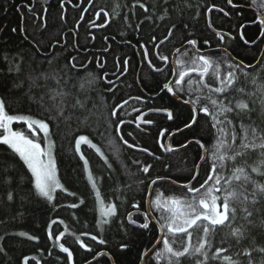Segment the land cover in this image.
<instances>
[{
  "label": "trees",
  "instance_id": "16d2710c",
  "mask_svg": "<svg viewBox=\"0 0 264 264\" xmlns=\"http://www.w3.org/2000/svg\"><path fill=\"white\" fill-rule=\"evenodd\" d=\"M24 2L26 0H0V69H2L0 71V97L5 99L6 109L10 114H28L35 118H44L43 110L39 105L29 102L24 97V93L28 90L27 81L20 89L13 87V81L24 80V76L30 68H35L37 71L46 68V62L41 64L45 56L51 58L55 55L59 58L61 64L70 60L72 56H76L81 63L87 65V69L80 68L73 73V79L67 86L73 93V96L67 99L64 112V116L68 119L62 118L58 122L50 124L55 132L52 138L55 140L56 145L54 155L57 177L65 188L70 192H75L76 196H69L67 193L58 190L56 199L49 203L43 198L33 195L31 193L32 184L29 183L31 173L28 172L26 166L23 165L16 154L12 153L6 145L0 144V168L3 167L5 162L15 165L14 169L10 168L8 171V175L13 177L11 187L15 190V199L7 201L6 189L0 186V236H5V239L0 241L5 248V252L0 253V264H23V257L25 256L29 257V264H67L66 254L60 252L57 242L47 238V226L54 219L57 221L56 224L52 225L54 235H58L60 231H63L65 225L68 226L69 232L65 234L60 242H64L65 246H68L73 252L72 264L89 262L93 259V254L80 247L75 237L70 233L74 232L79 235L80 232H89L91 235H96L99 230L95 227V222L101 218V209L112 202L118 205L117 218L115 223L106 226L105 232L101 234L108 243L99 245L92 241L90 236H82L81 239L94 250L108 251L114 264H140L139 255L145 247L151 246L150 242L155 243V237L159 235L158 227L152 221H150L149 229L128 227V233L132 237V244L128 249L117 247L119 243L128 237L125 236L122 230L118 231L116 227L121 220L127 225V213L136 211L132 207L133 204L139 203L142 209H146L145 202L148 189L144 185L150 183V179L148 174L140 173L138 167L143 166L145 163L153 164L151 178H155L157 175L170 176L172 181L184 184V179L177 178L188 176L193 169V161L197 163L200 161L198 157L202 155V150L197 144L193 143L186 150L174 153L163 152V149L158 147V132L163 128L174 131L175 124L166 121L164 116L159 113L149 114L148 118L153 119L155 123L148 127L137 129L134 123L121 125L123 134L130 143L134 140L140 147L149 148L150 152L155 153V156L142 153L139 148L129 149L119 140L120 134L115 133L114 126H108L111 107L118 102L122 103L123 100H128V104L124 105L122 109H117V111L125 121H131L137 115L136 112L132 111L133 107L145 111L153 106L175 105L183 116L188 114V106L176 102L169 94L159 92V87L165 82V76L171 78L170 73L156 74L142 59L139 45L147 42L152 35H155L157 40L147 45L152 52L149 59H152L157 67H165L164 63L155 57L153 44L164 39L167 35V29L171 27L172 23H187L189 24L188 33L195 34L190 38L199 37L200 43L198 46H201L202 50H206L208 53L223 55L220 50L217 51L216 49L219 46L224 48L230 44L227 51L234 60L244 59L245 65H254L257 61L252 60L251 57L253 55L259 57L260 52L257 50V46L244 48L241 44L231 42L230 38L227 37L222 43L206 27V6L215 3L219 7H224L226 11H230L231 7L226 4V0H191L193 5H200L201 15L198 18H194L197 11L195 7L185 8L182 17L177 16L174 5L183 6V0H168L167 7L172 13L171 17L163 21L158 20L156 15L150 11L148 15H152V20L146 21L139 29H136V25L144 19V16L140 14L142 10L139 9L138 5L135 9L136 15H133L132 11L129 10V6L135 0H117L122 5L121 15L109 17L108 26L102 28L93 26L92 22L104 23V19H98L94 13L99 11L101 7L111 13L114 0H72L71 3L65 0L63 9L60 8L58 0H31L34 11L27 12L26 9L23 10L25 20L21 21L16 5ZM141 2L151 9L153 0H141ZM234 2H237V0H234ZM261 2L262 0H257V4ZM160 3L163 5V0H160ZM238 3L240 9L238 13H232L230 17L232 23L235 24L237 14L243 16V22L251 21L256 14L246 8L257 11L252 7V0H238ZM44 8H47L46 13L43 12ZM210 14V18L215 24L220 25L222 14L215 9ZM80 15H84L85 20L79 21ZM125 15L128 16L127 21L123 18ZM61 16L64 19H61ZM45 19L46 28L43 27ZM227 20L228 18L225 19L222 30H227L229 26ZM77 21H79V25H77ZM19 27L25 28L26 31H19ZM12 28H18V31L13 33ZM248 31L251 34L256 29L253 26ZM185 35L182 27L174 29L173 36L169 37L157 51L162 55L169 56V61H171L175 49L182 46ZM104 37H108V39H104ZM203 39H209L210 43L202 45ZM259 47L263 48V44H259ZM105 48L108 49L107 52L104 51ZM16 53L24 54L25 57L21 62L23 73L19 75L15 72H7V62L3 60L5 54L15 57ZM16 59L19 60L18 57ZM125 59L129 60V70L121 76V69L117 68L116 64L119 60L122 65ZM97 60L106 62L103 69L97 66ZM89 61L92 62L89 64ZM254 68L256 73L264 74L261 67L255 66ZM247 71L251 72L252 69H247ZM103 72H107L108 78L115 84L112 93L106 91L108 87L107 80L101 79L91 85L87 82L97 75L102 76ZM89 73H91V76H89ZM117 76H119L118 80ZM192 78L198 80L197 75H193ZM208 82L214 83L210 79ZM50 86L55 87L54 82H51ZM236 87H244L248 92L255 90V86L243 78ZM36 95H40V92H37ZM76 96L81 99L87 98L84 109H73L70 106L74 103ZM135 96H141L142 100L129 99V97ZM231 96H237V93L232 92ZM149 97L153 99L149 100ZM45 103L51 105L53 102L49 100L48 96H45ZM85 117H87V120H85ZM260 119L259 104H257L252 120L259 122ZM111 120H115V118H111ZM106 127L107 131H105ZM203 127H207V124L201 116L200 124L194 131L198 135L204 136L202 143L208 148L215 143V140L212 136L201 132ZM13 128L14 130L24 131L26 134L29 133L27 126L22 122L14 123ZM100 132H104L103 137ZM128 132H132L133 136H127L126 133ZM37 135L42 136L40 133ZM79 135L88 136L94 144L101 148L109 158L108 162L112 164V168L109 169L94 149L87 144L81 145V152L89 161L90 170L97 179L102 203L97 202L96 195L87 179V173L83 169L80 154L74 150L75 139ZM186 137L192 138V134L185 131L183 134H177L176 139L170 141L176 147L177 141L184 143ZM42 146L44 147L43 143ZM208 155L210 157L211 153L209 152ZM156 156H159L160 160H156ZM259 158L260 153L258 151H249L242 159L238 158V164L243 165L246 162V173L250 175L251 179L264 184V176L251 172V167L258 165ZM132 160H139L141 162L140 166L132 164ZM231 164L232 162L229 161L225 170L226 175L229 174ZM261 171H264V166H261ZM200 172V180L203 182L206 178L204 169H200ZM132 173H135V175H131ZM20 176L25 177L23 183L19 182ZM101 177L105 179L101 180ZM108 177H111V179H108ZM3 178V173L0 172V181ZM141 180L144 181V185L139 183ZM125 184H131L132 186L131 188H125ZM251 190V186H249L248 191L251 192ZM225 194L223 190L217 193L221 196V199ZM157 195H160L162 200H167L171 196L178 198L190 197V194L184 188H178L166 182L154 186L150 200H155ZM118 196L120 197L119 200L117 199ZM21 197H24V199H21ZM80 199L84 200V204L80 205L79 208L67 207L71 203H79ZM231 206L237 209L236 219L226 222L225 226H217L215 234L212 236L214 247L223 246L228 248L229 251L224 254L229 256H233L239 250L264 247V200L257 197L256 202L253 203L251 197H249L248 201L233 203ZM244 208L252 212L250 217L243 211ZM152 214L156 221L160 217L168 215L166 210L156 209L154 206ZM60 220H63L64 224L59 223ZM237 228L240 229L241 234L233 235V230ZM20 231L37 236L39 239L30 240L27 237H20L17 235ZM181 238L180 235H177L176 240L179 241ZM183 238L186 239V237ZM221 240L227 242L221 245ZM252 256L255 260L260 259L258 252H252ZM31 257L36 259L33 260ZM98 259L103 260L105 258L99 257ZM106 259L108 264H111L110 260ZM91 264H96V262L93 261ZM182 264H194V262L190 258H186L182 261Z\"/></svg>",
  "mask_w": 264,
  "mask_h": 264
},
{
  "label": "snow or ice",
  "instance_id": "6c2138e0",
  "mask_svg": "<svg viewBox=\"0 0 264 264\" xmlns=\"http://www.w3.org/2000/svg\"><path fill=\"white\" fill-rule=\"evenodd\" d=\"M58 2L60 8L63 9L65 0H58ZM67 2L71 3L72 0H67ZM167 4L168 0H163V5H161L160 0H153L150 9L141 0H135L129 6V10L132 11L133 15H136L135 9L138 5L139 9L142 10L140 14L144 16L140 24L136 25V29H139L146 21L152 20V15H148L150 11L156 15L158 20L169 19L172 13L169 11ZM226 4L231 6L230 11H226L224 7H219L215 3L206 6L207 13L210 14L215 9L222 14L220 25H216L211 18H207L205 21L206 27L211 29L214 36L219 37L220 41H224L227 37L230 38L231 42L241 44L244 48L257 46L260 56L253 55L251 59L257 61L256 67H261L262 73H264V48L259 47V44H264V0L259 4H257V0H252V7L257 9V14L247 23L243 22L244 18L239 14L236 16L235 24L230 19L233 12H239L238 0L237 2L226 0ZM193 7L197 9L194 18H198L201 15L199 11L200 5H193L191 0H183V6L174 5V10L177 16L182 17L185 8ZM16 9L20 13L21 21L25 20L23 10L26 9L27 12L34 11L31 0H26V2L16 5ZM121 9L122 5L117 0H114L111 13L101 7L94 15L98 19L103 18L104 23L92 22L93 26L101 28L108 26L109 17L120 16ZM43 12L46 13L47 8H44ZM123 18L125 21L128 20L127 15ZM226 18H228L229 26L227 30H222ZM61 19H64V17L61 16ZM83 20H85L84 15H80L79 21ZM79 21H77V25H79ZM253 26L256 31L249 34L248 29ZM43 27L46 28V19ZM179 27L183 28L186 35L182 41V46L175 49L173 53L174 59L171 64L169 63V56L162 55L159 51L155 52V57L162 61L165 67H157L153 60L149 59L152 52L147 45L157 40L155 35H152L147 42L139 46L142 59L147 62L156 74L164 75L166 72L170 73L171 78L167 75L165 76V82L159 87V92L170 94L171 97L188 106L187 116H183L175 105L153 106L149 107L147 112L133 107L132 111L136 112L137 115L133 120L125 121L117 111V109H122L124 105L128 104V100H123L122 103L118 102L111 107L108 126H114L115 133L120 134L119 140L129 149L139 148L140 152L155 156V153L150 152L149 148L140 147L134 140L130 143L125 138L121 125L134 123L137 129H141L142 126L154 125L155 121L147 118L149 113L163 114L166 121L175 124L174 131L169 128H163L158 132L157 143L158 147L163 149V152L174 153L179 150H186L195 143L198 147L205 150V154L198 157L202 163L193 161V169L187 177L177 178L185 180L181 187L190 194V197L178 198L171 196L167 200H162L161 196L157 195L155 200H149L148 209H142L139 203L133 204L132 207L136 210L135 218L133 212H128L126 216L127 225L123 220L116 225L118 231L122 230L125 236L128 237L119 243L117 247L119 249H128L131 246L132 237L128 233V227L135 225L139 229H149L150 217L154 206L156 209L166 210L168 215L157 219L156 222L159 224L161 235L155 237V243L150 242L151 246L145 247L139 255V259L143 260L144 264H182V261L186 258H190L194 264H264V247L239 250L233 256H229L224 254L229 251L228 248L223 246L214 247L212 242V236L215 234L217 226H225L226 222L236 219L237 209L231 206L233 203L248 201L249 197H251L253 203L256 202L257 197L264 200V184L251 179L250 175L246 173V162L243 165L238 164V158L242 159L249 151H258L260 153L259 163L257 166L251 167V172L264 176V171H261V166H264V74L256 73L252 64L245 65L244 59L234 60L227 51V47L230 44L222 49L223 55L219 53L211 54L206 50H202V47L198 46L200 38H190L195 34L188 33L189 24L187 23H172L171 27L167 29V35L164 39L160 40L159 43H154L153 48L158 49L163 45L169 37L173 36L174 29ZM11 31L15 33L18 28H12ZM19 31H26V29L19 27ZM104 39H108V37H104ZM209 43V39H203L202 41V45H208ZM185 44L187 45L186 48L184 47ZM104 51L107 52L108 49L105 48ZM24 58V54L21 53H16L15 57L5 54L3 60L7 62V72H15L17 75L23 73L21 62ZM32 60L35 62L34 58ZM44 62L47 64L46 68H41L40 71L30 68L25 74L24 80L13 81V87L16 89L22 88L24 82L27 81L28 90L24 93V97L29 102L39 105L43 110L44 118H35L28 114H10L6 109L5 99L0 97V144L6 145L12 153L16 154L19 160L23 162V165L26 166L28 172L31 173L29 178V183L32 184L31 193L52 203L56 199L58 190L67 193L69 196H76V193L70 192L65 188L57 177L56 158L54 155L56 145L55 140L52 138L55 132L50 127V124L58 122L62 118L68 119V117L64 116V112L67 106V99L72 97L73 93L67 86L73 79V73L80 68L87 69V65L81 63L76 56H72L70 60L63 64L59 62V58L55 55L51 58L45 56L41 64ZM91 62L89 61V64ZM105 63L99 60L96 61L97 66L101 69L104 68ZM116 66L121 69L120 75L122 76L129 70V60L125 59L122 65L117 60ZM247 69H252V71L249 72ZM193 74L198 76V80L192 78ZM89 76H91V73H89ZM258 76L260 77L259 79L257 78ZM241 78L245 81H250L255 86V90L248 92L244 87H236ZM101 79L107 80L108 87L106 91L112 93L115 84L108 78L107 72H103L102 76L97 75L87 82L91 85ZM118 79L119 76H117ZM209 79L214 83H209ZM51 82H54L55 87L50 86ZM37 92H40V95L37 96ZM232 92H236L237 96H231ZM45 96H48L49 100L53 102L51 105L45 103ZM156 98L158 99L159 97L157 96ZM86 99L76 96L74 103L70 106L73 109H84L86 107ZM129 99L141 101L142 97L135 96L129 97ZM148 99L151 100L153 98L149 97ZM257 104H259L261 116L259 122L252 120ZM201 116H203L207 124V127L201 128V132L212 136L215 140V143L208 148L202 143L204 136L198 135L194 131L200 124ZM111 118H115V120H111ZM85 120H87V117H85ZM21 122L27 126L28 134L24 131L14 130L13 124ZM105 131H107V127ZM185 131L192 134V138H185L186 142L177 141L176 147L170 142H164L169 139L175 140L177 134H183ZM38 133L42 134V136H38ZM100 135L103 137L104 132H100ZM126 135L132 137L133 133L128 132ZM42 143L44 147H42ZM82 144H87L94 149L109 169L112 168V164L108 162L109 158L101 148L94 144L88 136L79 135L75 139L74 150L80 154V159L83 161V169L87 173V179L96 195L97 202L102 203L100 201V188L98 187L97 179L90 170L89 161L81 152ZM209 152L211 153L210 157L208 155ZM155 158L160 160L159 156ZM229 161L232 162L231 169H229V174L226 175L225 170ZM132 164L140 166L141 162L132 160ZM10 168L14 169L15 165H10L6 162L0 168V172L3 173L4 177L0 181V186L6 189L7 201L15 199V190L11 187L13 177L8 175ZM153 168L154 165L150 163H145L143 166L138 167V171L142 174H148L150 179V183L146 185L141 180L139 182L141 185L151 189L158 181H171L170 176L157 175L155 178H151V170ZM200 169H204L206 177L203 182L200 180ZM131 175L134 176L135 173ZM100 179L103 180L105 178L101 177ZM108 179H111V177H108ZM24 181L25 177L20 176L19 182L23 183ZM172 182L175 183V181ZM131 186V184L124 185L125 188H131ZM249 186H251V192L248 191ZM222 190L226 194L221 199V196L217 195V193ZM21 199H24V197H21ZM117 199L119 200L120 197L118 196ZM82 204H84V200L80 199L79 203H71L67 207L77 209ZM243 211L249 217L252 215V212L248 211L247 208H244ZM117 215L118 205L112 202L102 209L101 218L95 222V227L99 230L96 235H91L89 232H80L79 235L74 232L70 233L75 237L80 247L93 254L92 258L96 264H108L106 258L109 252L94 250L81 237L90 236L91 240L99 245H106L108 241L101 234L105 232L106 226L115 223ZM56 223L57 221L54 219L48 224L47 238L57 242L60 252L66 254L65 260L67 264H72L73 252L68 246H65L64 242H60L65 237V234L69 232L68 226L65 225L63 231H60L58 235H54L52 225ZM59 223L64 224V221L60 220ZM228 226L230 227V224ZM232 234L240 235V229H234ZM17 235L27 237L30 240L39 239V237L30 235L25 231H20ZM177 235L182 237L179 241L176 240ZM183 237H186V239ZM4 239L5 236H0V241ZM226 242V240H221L220 244L223 245ZM4 252L5 248L0 243V253ZM252 252H258L260 259L255 260ZM221 254L224 255L222 256ZM97 257L105 259L101 260L97 259ZM31 259L35 260L36 258L31 257ZM23 264H29V257H23Z\"/></svg>",
  "mask_w": 264,
  "mask_h": 264
},
{
  "label": "water",
  "instance_id": "95a60500",
  "mask_svg": "<svg viewBox=\"0 0 264 264\" xmlns=\"http://www.w3.org/2000/svg\"><path fill=\"white\" fill-rule=\"evenodd\" d=\"M246 9L249 10V11H253V12H255V13L257 14V11L254 10V9H252V8H246ZM208 14H209V13H208ZM184 47L186 48L187 45L185 44ZM263 48H264V44H263ZM173 59H174V57H173V54H172L171 60H173ZM256 64H257V62H256ZM256 64H254L253 67H255ZM193 75H196V74H193ZM172 98H173L176 102L182 104L181 101L175 99L174 97H172ZM169 141H170V139H169V140H166V143H169ZM201 150H202V155H204V154H205V150H204V149H201ZM179 151H181V150H179ZM176 152H177V151H176ZM198 163H202V161H199ZM162 182H166V183H169V184H171V185H173V186H175V187L182 188V187H181L182 184L177 183V182L173 183L172 180H171V181H169V180L158 181L157 184L162 183ZM157 184H156V185H157ZM154 186H155V185H154ZM154 186H153L151 189H148L147 196H146V202H145V204H146V209H148V207H149V200L151 199V196H152V192H153V188H154ZM131 212H133V213H134V216H135L136 211H131ZM150 221H152V222L158 227V229H159V224H157L156 219L154 218L153 214H152V216L150 217ZM132 226L138 228V227L135 226V225H132ZM159 235H161L160 232H159ZM98 258H99V257H97V259H98ZM107 258L110 260L111 264H114L113 258L111 257L110 254L108 255ZM93 261H95V260L92 259V260H90L89 262H87V263H85V264H91ZM140 264H144V261L141 260V263H140Z\"/></svg>",
  "mask_w": 264,
  "mask_h": 264
},
{
  "label": "flooded vegetation",
  "instance_id": "af4514ba",
  "mask_svg": "<svg viewBox=\"0 0 264 264\" xmlns=\"http://www.w3.org/2000/svg\"><path fill=\"white\" fill-rule=\"evenodd\" d=\"M231 7V6H230ZM256 14V13H255ZM211 17V14H208L207 13V18H210ZM211 32H212V30L211 29H209ZM213 33V32H212ZM219 38V37H218ZM222 43L224 42V41H221ZM222 49H223V47L222 46H219L216 50L218 51V50H220L222 53H223V51H222ZM157 51V49H155L154 50V52H156ZM229 53V52H228ZM230 54V53H229ZM231 55V54H230ZM233 58V57H232ZM172 61V60H171ZM171 61H169V63L171 64ZM237 61V60H236ZM170 95V94H169ZM170 97H171V95H170ZM148 110V109H147ZM147 110H145L144 112H147ZM149 114H152V113H149ZM163 115V114H162ZM149 116V115H148ZM148 118V117H147ZM149 126H151V125H149ZM136 127V126H135ZM142 127H148V126H142ZM165 143H166V140L164 141ZM170 143H171V141H169ZM134 218H135V216H134Z\"/></svg>",
  "mask_w": 264,
  "mask_h": 264
},
{
  "label": "rangeland",
  "instance_id": "374dc122",
  "mask_svg": "<svg viewBox=\"0 0 264 264\" xmlns=\"http://www.w3.org/2000/svg\"><path fill=\"white\" fill-rule=\"evenodd\" d=\"M43 147V146H42ZM102 210V209H101Z\"/></svg>",
  "mask_w": 264,
  "mask_h": 264
}]
</instances>
